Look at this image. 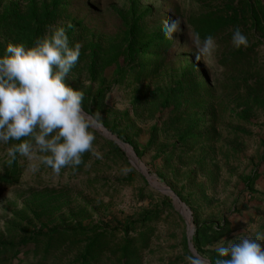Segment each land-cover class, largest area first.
<instances>
[{"label":"rangeland","instance_id":"1","mask_svg":"<svg viewBox=\"0 0 264 264\" xmlns=\"http://www.w3.org/2000/svg\"><path fill=\"white\" fill-rule=\"evenodd\" d=\"M226 1L0 0V54L8 42L31 46L49 25L64 27L70 43L81 44L66 83L84 93L83 108L100 118L93 129L99 158L86 152L81 165L57 174L35 158L17 156L20 177L0 185V242L17 241L40 223L97 227L115 230L98 264L116 260L109 253L123 233L137 241L138 264H209L207 251H214L217 241L227 244L240 235L254 238L261 232L264 33L253 32L262 42L248 61L225 64L220 61L223 53L235 48L231 36L214 38L213 53L199 56L188 25L197 8ZM243 1L263 15L264 23V0ZM139 13L142 17L130 33L131 19ZM169 19H179L181 28L165 39L163 24ZM156 33L166 40L159 51L138 53L140 44ZM179 106L181 114L175 117ZM193 129L201 135L197 142L185 136ZM12 144H0V164L11 160L7 150ZM33 165H38L35 172ZM255 167L258 176L250 192L244 178ZM194 215L208 225L229 224V233L208 241L203 255L192 245ZM82 248L80 244L72 249L66 260ZM23 252L11 264L23 261ZM30 259L23 264H32Z\"/></svg>","mask_w":264,"mask_h":264},{"label":"clouds","instance_id":"2","mask_svg":"<svg viewBox=\"0 0 264 264\" xmlns=\"http://www.w3.org/2000/svg\"><path fill=\"white\" fill-rule=\"evenodd\" d=\"M181 28L179 19L163 24L165 39L173 38ZM192 43L199 56H210L215 50L211 35L201 40L192 33ZM235 48H247L249 41L237 27L231 35ZM81 44L71 42L65 28L49 25L46 33L31 46L8 42L0 54V144L15 142L7 156L37 159L39 164L59 174L66 167H77L84 153L99 158L93 147V129L100 118L82 106L84 93L66 83V77L77 64ZM38 165L32 166V171ZM215 264H264V232L252 237L240 235L237 240L214 245ZM191 264H200L192 260Z\"/></svg>","mask_w":264,"mask_h":264},{"label":"trees","instance_id":"3","mask_svg":"<svg viewBox=\"0 0 264 264\" xmlns=\"http://www.w3.org/2000/svg\"><path fill=\"white\" fill-rule=\"evenodd\" d=\"M199 8L191 14L189 19L188 25L191 29V33H199L201 40L208 35H211L213 39L223 40L229 35L231 36L233 29L238 27L241 31L243 30L242 33L244 31L246 32L243 34L247 36L249 41L248 47L231 49L223 53V57L220 61L225 64L229 62L230 64L242 62L244 60L248 61L257 43L262 42L260 38L255 40L253 32L260 34L264 33L263 15H259L252 6L249 4L247 5L243 0H239L236 4L233 0H228L218 5H205ZM202 8L205 10H202ZM5 17L4 15L1 18L2 22L6 19ZM141 17L142 13H139L131 19L129 25L130 33L134 32ZM248 22L250 24L249 29L240 27L242 24L245 26ZM34 32L37 34V31ZM251 38L255 41H251ZM164 42H166V40L162 35L157 33L151 35L140 44L141 48L138 53L147 52L149 49L157 53L159 51V46ZM156 53L153 55L155 58L159 56L156 55ZM181 79L184 80L185 76H182ZM181 79L177 81L180 86L182 85ZM258 81H260V79ZM121 82H123V78ZM201 94L202 93H199L197 97ZM196 98H193V100L196 101ZM260 104L264 107V100L261 101ZM180 107L181 106L177 107L173 112L175 117L180 116ZM109 131L115 133L121 141L131 144L130 139L122 133L114 132L113 129H109ZM185 136L190 142H197L201 138V135L197 133L196 129L191 130L185 134ZM16 160L17 158L15 160L4 161L0 164V169L2 170L0 174V185L17 182L21 174V166L17 164ZM257 171L258 167H255L250 174L245 176V190L253 192L252 186L258 176ZM151 218L152 216L150 215L144 220H150ZM192 221L195 225L192 245L196 252L202 255L206 252L204 246L208 241L215 242L229 233V224L226 221L218 225H208L205 222H199L197 215L192 217ZM125 227L127 226L125 225L124 228ZM259 231L264 232V228L259 229ZM123 234L124 236L121 238L118 247H115L116 250L109 253L110 258H116L112 264H138V258L134 247L137 241L133 243V240L130 239L126 233ZM114 236L115 230L109 232L104 230L98 231L97 227L85 229L82 226H76L74 228L48 227L44 225V223H40L38 227L33 226L32 229L26 231L17 241L0 242V264H11L12 259L23 249V255H25L24 260H19L17 264H23L25 263V259L27 260L30 258L32 264H47L50 261L52 264H98L104 256V253H107L109 250V242L106 239ZM80 244L83 245L81 253L74 259L66 260L70 251ZM3 256H5V258H3ZM206 256L209 264H215L218 258L215 251L210 250L207 251Z\"/></svg>","mask_w":264,"mask_h":264},{"label":"water","instance_id":"4","mask_svg":"<svg viewBox=\"0 0 264 264\" xmlns=\"http://www.w3.org/2000/svg\"><path fill=\"white\" fill-rule=\"evenodd\" d=\"M175 198V197H174ZM176 199V198H175ZM177 200V199H176ZM187 214H188V212H187ZM192 233V229L191 228H189V234H191Z\"/></svg>","mask_w":264,"mask_h":264}]
</instances>
